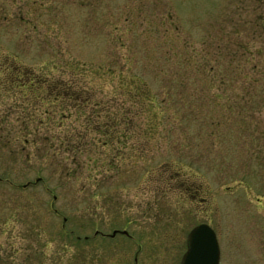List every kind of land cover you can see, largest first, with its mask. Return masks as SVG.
Wrapping results in <instances>:
<instances>
[{
  "label": "rangeland",
  "instance_id": "1",
  "mask_svg": "<svg viewBox=\"0 0 264 264\" xmlns=\"http://www.w3.org/2000/svg\"><path fill=\"white\" fill-rule=\"evenodd\" d=\"M260 24L264 0H2L0 264H180L202 223L216 232L220 264H264ZM18 64L78 74L133 123L128 140L100 148L101 134L80 126L95 142L62 164L42 141L3 144L52 128L33 104L4 103ZM135 82L155 104L113 92ZM54 118L61 131L65 117ZM105 152L124 155L118 168H101Z\"/></svg>",
  "mask_w": 264,
  "mask_h": 264
},
{
  "label": "trees",
  "instance_id": "2",
  "mask_svg": "<svg viewBox=\"0 0 264 264\" xmlns=\"http://www.w3.org/2000/svg\"><path fill=\"white\" fill-rule=\"evenodd\" d=\"M260 28H264V24H260ZM8 69L10 70V68ZM15 70L17 75L11 76V81L10 79L8 80L7 86L2 91L4 103H7L6 100L8 99H16L14 103H22V105L33 104L34 108L42 112V115L47 116V125L52 128H46L47 132L42 135L44 137L41 136L33 140L28 136L24 138L20 136L16 138L5 137L3 144L10 145L12 142L16 144L21 142L22 145L25 143L35 145L40 144L39 141H42L44 143L42 146H47L44 147V151L46 152L44 157L46 159H56L62 164V162L70 157L75 161L79 160L81 158L79 156V149L84 148L86 152V145L92 144V141L95 142V139L87 140V136H78L80 134L78 130L80 126H83L84 132L90 136L101 134V139L96 142V144L100 143V148L109 149L112 148L115 142L128 140L127 134L131 131L133 123L123 117L120 120L116 119L117 116L110 112L107 104H102L110 102L104 101L103 96L101 99L98 97V92L101 91L88 87L82 81H77L78 74L73 72L75 80L70 79L68 81L51 74L38 73L36 69L23 67L19 64L15 67ZM131 81H136V79H132ZM138 84V82L132 84L135 86L134 91L125 90L121 87H113V92L120 96L124 95L129 100V103H143L144 107L155 104L156 98L152 99L149 97L148 89L137 88ZM140 84L143 86V83ZM57 115L65 117V121L59 124L61 131L55 130L52 126L56 121V118L52 119V117ZM73 116H75V119L71 121ZM82 116L84 121L80 122ZM95 118L102 119L101 123H97L94 120ZM149 123L146 127L148 133H150V127L158 128V125L155 126ZM121 127H124V129H121ZM54 130L58 133L52 134ZM47 133L49 134L46 135ZM82 142L86 143L82 144ZM87 152L89 154L91 151L87 150ZM104 155H106V152L102 156ZM123 156L120 153V156L116 155L107 159L106 155L102 160L101 168L115 170L119 167V162L115 158L122 159ZM40 157L43 158L42 155ZM77 173L78 170L75 168L74 170H70L68 175L69 177H76Z\"/></svg>",
  "mask_w": 264,
  "mask_h": 264
},
{
  "label": "water",
  "instance_id": "3",
  "mask_svg": "<svg viewBox=\"0 0 264 264\" xmlns=\"http://www.w3.org/2000/svg\"><path fill=\"white\" fill-rule=\"evenodd\" d=\"M118 233L128 235L127 231H114L111 237H115ZM97 234L99 232H96ZM187 244L188 249L180 264H220L221 253L218 238L209 224L203 223L194 227L187 236Z\"/></svg>",
  "mask_w": 264,
  "mask_h": 264
},
{
  "label": "flooded vegetation",
  "instance_id": "4",
  "mask_svg": "<svg viewBox=\"0 0 264 264\" xmlns=\"http://www.w3.org/2000/svg\"><path fill=\"white\" fill-rule=\"evenodd\" d=\"M2 8V0H0V9ZM203 224V223H202ZM200 225V224H199ZM198 226V225H197Z\"/></svg>",
  "mask_w": 264,
  "mask_h": 264
}]
</instances>
